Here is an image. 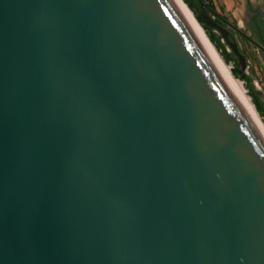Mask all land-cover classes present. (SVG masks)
I'll return each mask as SVG.
<instances>
[{"label": "water", "instance_id": "95a60500", "mask_svg": "<svg viewBox=\"0 0 264 264\" xmlns=\"http://www.w3.org/2000/svg\"><path fill=\"white\" fill-rule=\"evenodd\" d=\"M0 264H264V126L181 0H0Z\"/></svg>", "mask_w": 264, "mask_h": 264}, {"label": "rangeland", "instance_id": "374dc122", "mask_svg": "<svg viewBox=\"0 0 264 264\" xmlns=\"http://www.w3.org/2000/svg\"><path fill=\"white\" fill-rule=\"evenodd\" d=\"M188 2H186L187 5L195 14L235 78L242 84L246 95L264 122V53L257 44L244 37L240 32L245 31L256 40V18L259 17L260 21L263 20L264 0H204V6L201 5L200 0H188ZM208 4L213 8H209ZM202 9L228 31V39L236 42L239 50L245 55L247 66L244 71H240L242 74L237 75L234 71L235 66H237L236 62H239L237 54L222 32L206 23ZM219 15L224 20H219Z\"/></svg>", "mask_w": 264, "mask_h": 264}, {"label": "bare ground", "instance_id": "6f19581e", "mask_svg": "<svg viewBox=\"0 0 264 264\" xmlns=\"http://www.w3.org/2000/svg\"><path fill=\"white\" fill-rule=\"evenodd\" d=\"M181 1L184 4V6L186 7V9L188 10V12L190 13V15L192 16V18L194 19V21L196 22V24L199 26V28L201 29V31L203 32V34L205 35V37L207 38V40L209 41V43L211 44V46L213 47V49L215 50V52L217 53V55L219 56V58L221 59V61L223 62V64L225 65V67L227 68V70L229 71V73L231 74V76L233 77V79L235 80V82L237 83L238 87L240 88V90L244 94L245 98L247 99V101L251 105L252 109L254 110V112L256 113V115L258 116L259 120L261 121V123L264 126V122L261 120V118H260V116H259V114H258V112H257V110L255 108V106L253 105V103L251 102V100L249 99V97L246 95V92H245L242 84L235 78V76L233 75L231 69L227 66V64L224 61V59L222 58L221 54H219L217 48L215 47V45L213 44V42L210 40L209 36L207 35L206 31L204 30V28L202 27V25L197 20L195 14L191 10V8L187 5V3L184 0H181Z\"/></svg>", "mask_w": 264, "mask_h": 264}, {"label": "flooded vegetation", "instance_id": "af4514ba", "mask_svg": "<svg viewBox=\"0 0 264 264\" xmlns=\"http://www.w3.org/2000/svg\"><path fill=\"white\" fill-rule=\"evenodd\" d=\"M263 20H259V17L256 18V24H255V39L251 38L245 31H240L244 37L249 39L250 41L254 42L257 44L263 51L264 53V16L262 18ZM219 20H224L220 15H219Z\"/></svg>", "mask_w": 264, "mask_h": 264}, {"label": "trees", "instance_id": "16d2710c", "mask_svg": "<svg viewBox=\"0 0 264 264\" xmlns=\"http://www.w3.org/2000/svg\"><path fill=\"white\" fill-rule=\"evenodd\" d=\"M186 2H188V0H185ZM203 2H204V0H203ZM189 3V2H188ZM208 7L209 8H213L212 6H209V4H208ZM237 63V66H235V74H237V75H240V74H242L240 71H239V69H238V62H236Z\"/></svg>", "mask_w": 264, "mask_h": 264}]
</instances>
